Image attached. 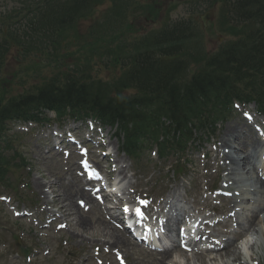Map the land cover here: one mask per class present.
Returning a JSON list of instances; mask_svg holds the SVG:
<instances>
[{"label": "rangeland", "instance_id": "rangeland-1", "mask_svg": "<svg viewBox=\"0 0 264 264\" xmlns=\"http://www.w3.org/2000/svg\"><path fill=\"white\" fill-rule=\"evenodd\" d=\"M135 1L138 4H143L148 0ZM186 1L189 0L172 1L176 8L174 11L170 13L168 12L169 15L172 14L169 21L186 18L187 15L185 12L188 6ZM196 1H206L207 3H210L213 0ZM160 5L161 12L159 15V20L153 26V29H159L162 27L161 25H163L164 22H167L165 20L167 19V16L164 13L165 8L168 7L167 2L165 4L161 3ZM106 7L101 9V11L106 10ZM14 9H18V7L16 4L13 5L11 0H0V17H5L7 13L13 11ZM131 19L132 18H129V20ZM89 24L90 23H84V25L81 27V31L84 30V28H86ZM140 26H144L143 22ZM214 29H216L215 26L204 33L203 45L207 50H211L213 47H215L214 45L216 44V35H211ZM23 65L24 64H16L13 56H10L7 60L6 69L3 76L11 75L17 72L19 68H23ZM45 74H47V71L42 72V76ZM35 80H37L36 77ZM12 89L13 90L11 91L10 95H18V93L22 92V89L20 88ZM247 111L248 112H246L245 109H242L241 106L234 109L232 116L222 125H218L215 135L211 138H208L204 133L196 135L199 141H197V138H195L197 143L195 142L192 147L189 148L188 154L183 157L184 160L189 162V166L186 168V170H184L185 173L188 174L185 176L182 175L181 177V179H184L182 183L180 182V178L174 177L176 175H173L171 172V158L168 162H166L164 169L162 166H160L158 161L152 159V157L149 156L148 152H145V154L143 153L141 155L142 158L140 163H135V165L132 164L126 156L114 154V152H112V159L110 158L112 160V165L116 167L118 164L121 166L123 171L125 170L127 177H125L123 174L124 183L135 189L136 196L137 194L142 195L143 193L148 192L158 193L161 190L162 193L164 190H168L171 187H176L177 192L182 193L185 196L186 203L188 204L187 207L192 211L193 214L197 212L198 219L201 221L205 219L204 217L210 213L209 210L212 208L208 203L203 201V194L206 188L204 187L205 181L209 175L215 173L213 169L207 171L205 167L203 168L204 161L202 159V155L208 153V165L212 164L213 157L217 155L218 166H223L224 161L220 159V157L221 155H224L227 149H224L223 147H217V145H220L221 141L224 140L223 130H226L227 126H244V117L248 114L251 116L254 115L255 113L253 112L256 111V107L248 106ZM107 131L109 134H113V132L111 133L108 129ZM33 134H35V136L22 135V138L17 143L18 146H23L22 151L29 160L30 169H32L31 174L29 171L23 172L21 174L22 178L18 182L13 181V178H11L13 181L12 183L16 184H14V186H16V192L19 193L23 202H18L17 198L13 194V191L0 188V197H2L1 199H6V202H0V264H115L114 257L111 256V252L116 251L124 256L127 264H156V259L158 258L157 255H149L143 252L140 247H136L135 245L128 242L125 238L124 239L130 246L128 248L118 247L114 249L115 247H113L108 241V237L105 234L106 232H102V228L94 230L93 234H81V232L77 231L74 226L75 220L77 218L75 215H72L68 218L66 214H60L63 215V219H60V221L55 223L68 224V232L59 231L57 233L54 229L55 224L51 230L47 231H41V227H43L41 224V227L39 225L35 226V224L39 221L42 222V216H44V214L41 212L42 208H44L46 204H53L55 210L60 209L61 205L56 202L57 197L59 196L63 198V192L67 190L66 187H68V185L73 184L75 187L80 189L81 183H79V185L77 184V182L80 180L79 168L77 165L72 164L71 168L69 166L66 167L64 164L66 161H62L61 156H58L57 159L52 155H46L44 151L48 150L43 148L41 141L37 138L38 134L35 133V130ZM110 142L112 147H118V142L115 140ZM51 163H53V165ZM144 166L146 172L142 170ZM27 173H29L28 177ZM220 173L224 180L226 173ZM236 173L238 176L241 175L239 178H237L239 183L238 189L241 188V191L237 193H240L244 198H251V191L257 186L255 182V176L252 174L245 176L244 174H241V171H236ZM190 182H193V184H190ZM38 185H40L39 189H37ZM247 186L250 187L247 188ZM123 193L127 195L132 193V190H124L123 188ZM77 194L79 193L73 192L72 199L70 200L72 204H75L74 198L77 197ZM119 198L122 199V197ZM112 200L113 202L115 201L118 203L115 197ZM223 204L227 206V208L231 205L230 201ZM42 205H44V207ZM205 206L207 207L205 208ZM10 207L17 208L19 210L29 209L35 214V216L32 218L33 221L28 223L26 219L20 220L14 218V216L9 211ZM48 208L49 207H46L45 210ZM230 210L232 211V209ZM81 211L78 210L77 212L81 213L82 215L86 214L85 216L91 221L106 223V215L100 214L102 212L99 213L92 209L89 211V213L83 214V211ZM231 211H228L227 214H229ZM64 212H67V208H65ZM44 213H46V211H44ZM260 218L262 219L263 215H260ZM230 226H234V228H237L238 231H241L239 220L236 219V217L230 221L229 227ZM242 228L247 230L246 234L250 236L253 235L254 232H252V229L248 228L247 221L242 224ZM14 236L20 239L21 246L32 249V254L34 252H37L38 254L35 255L34 253L33 257L30 256L29 260H25V262L21 257L16 258L15 253H13L16 251L13 242ZM81 238L84 239V242L82 243L80 240ZM243 238L244 236H242V239ZM255 238L258 239V242L256 244L251 242L248 251L251 252L250 250L252 249L254 251L252 257L255 256L257 258L252 261L253 263L255 262L264 264V237L255 235ZM242 239L237 241V243L234 245L237 247V249H241L243 242L241 243L240 241H242ZM97 249L100 250L101 260H103L102 258H107L104 263L100 260L99 262L95 261V254L99 253V250L97 251ZM153 259H155L156 263L153 261ZM174 259L179 260L181 258L174 257ZM226 261L227 259H223V263L225 264H241L240 262L244 261V255L242 254L240 260L238 261H233L232 257H228V262ZM181 262L183 264L187 263L186 260L185 262ZM165 263L166 262L163 264Z\"/></svg>", "mask_w": 264, "mask_h": 264}, {"label": "trees", "instance_id": "trees-1", "mask_svg": "<svg viewBox=\"0 0 264 264\" xmlns=\"http://www.w3.org/2000/svg\"><path fill=\"white\" fill-rule=\"evenodd\" d=\"M34 1H21L23 9L26 11V15L22 18L25 22L24 25L15 20L19 17L22 9L15 15V21L9 17L0 19V58L5 51V44L14 47L23 56H27L29 52L39 54L44 51L58 56L57 52L60 46L58 39L64 32L75 31L76 24L64 26L61 30H59V26L70 25L75 21V15L81 16L83 13L91 12L94 5H100L107 0H67L60 10L57 7L58 0H36L37 3ZM108 1L112 5V15L116 17L122 14V6L128 5L124 0ZM227 1L232 6L231 11L235 18L232 20V26L224 31L232 34L235 31L233 30L234 22H241L243 27L238 32L240 37L233 44L227 45L221 53L207 59L203 71L193 76L189 82L179 81V77L175 76L181 73L179 71L171 74L172 71L167 70L165 73L157 75L153 69L155 62L150 56L143 53L139 61L136 59L137 66H139L135 76L138 85L134 86L137 93L133 98L123 101L120 96L121 92L126 89L125 76L120 77L116 86L109 90L98 89L96 93L90 92V90L85 92L88 94L90 92L94 104L97 105L101 99L108 100L118 111L121 110V113L133 114L135 109L144 110L148 116H143L140 111H136L133 121L135 130L140 134L144 130L149 132V126L152 123L161 124V116L171 118L174 128H176L175 134L178 131H185L187 124L193 119H202L204 112L217 113L216 107L225 108L233 97L248 98L251 101L260 102L264 106V0ZM30 6L35 8L31 15L29 14ZM126 10L127 7L124 8V11ZM60 23L61 25H59ZM181 43V40H176L173 46ZM36 45L43 49L38 51ZM154 49L159 50L156 46ZM177 59L178 65L183 66L180 62L181 57L177 56ZM166 65L159 64L158 67ZM250 76L258 78L253 80L250 79ZM17 78L22 85L23 78L21 76ZM73 80L71 78L68 84L71 91L75 92L78 90H75L76 85ZM56 84L57 78L53 77L42 83L39 89L38 86L33 87L34 90L30 89L7 100H5L7 98L5 91L0 89V129L3 122L8 119L26 117L35 107L34 104L40 101L41 96L48 98V95L52 93L69 92L68 89H56ZM79 88L86 90L88 86L81 85ZM112 91L115 93V99L109 97ZM79 101V105H85L82 98H79ZM109 105L106 108L114 110L111 104ZM97 107L105 114L110 113L102 106ZM217 116L215 114V118ZM2 164H4V158L0 155V176H3L7 171L5 165Z\"/></svg>", "mask_w": 264, "mask_h": 264}, {"label": "bare ground", "instance_id": "bare-ground-1", "mask_svg": "<svg viewBox=\"0 0 264 264\" xmlns=\"http://www.w3.org/2000/svg\"><path fill=\"white\" fill-rule=\"evenodd\" d=\"M245 127H240L237 125V127L233 126H227L226 130H223V137L224 140H222V145L224 148L231 149L232 152L228 156V159L230 157V160L233 161L234 164L237 166H241L243 169L246 168L247 166H250L251 160H252V155L254 154V151L256 152L260 148V139L257 136H254V132L252 128H248L247 131L245 132L246 136H242L240 132L242 131ZM256 137V138H255ZM251 147V148H249ZM235 155V156H234ZM258 188H259V193L261 194L260 200H255L254 202L256 203L255 211L252 214V220L250 222V227H260L255 231L257 234L260 231L261 237H264V233L261 227V222L258 223V226L255 225V222L259 219L260 214H264V178H261L260 181H256ZM37 188H40V185L37 186ZM67 190L63 192V198L57 197V202L62 205V208L65 211V208H67V217L69 218L72 215H75L77 218L75 220V228L77 231L81 232V234H93L94 230L96 229H101L102 232H106L105 234L108 237V241L110 242L111 245H113L115 248L116 247H123V248H128L130 245H128V242L124 239L123 234H120L119 231L114 230L111 226L110 223H101L99 221H91L89 218L86 216H83L81 213L77 212L75 209L74 205L71 203L72 195L74 193H79L82 191L78 190V187H75L73 184L68 185L66 187ZM72 193V194H71ZM80 198L84 199L85 201L88 202L89 205H93L92 200H90V196L88 195H80ZM263 198V199H262ZM264 224V223H263ZM84 236V235H83ZM81 243L84 242V239H80ZM237 241L236 238H233L232 240H227L224 241L223 247L226 249L224 250V253L220 254L219 259L227 258L228 256H233L235 260H239V254H237V250L235 249L234 251V242ZM264 241V240H263ZM222 251V250H221ZM172 251H162L161 253H158V260L156 261V264H163L164 260L170 259L172 254ZM197 259L199 257L197 256ZM213 261V259H210ZM214 260H217L216 258Z\"/></svg>", "mask_w": 264, "mask_h": 264}, {"label": "snow or ice", "instance_id": "snow-or-ice-1", "mask_svg": "<svg viewBox=\"0 0 264 264\" xmlns=\"http://www.w3.org/2000/svg\"><path fill=\"white\" fill-rule=\"evenodd\" d=\"M138 214H141V213H139V211H138ZM117 255H118V258L121 260V264H124L123 258L120 257L119 254H117Z\"/></svg>", "mask_w": 264, "mask_h": 264}]
</instances>
